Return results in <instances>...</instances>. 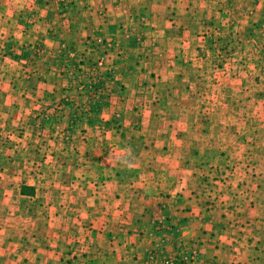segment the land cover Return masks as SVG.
Returning a JSON list of instances; mask_svg holds the SVG:
<instances>
[{"label":"crops","instance_id":"obj_1","mask_svg":"<svg viewBox=\"0 0 264 264\" xmlns=\"http://www.w3.org/2000/svg\"><path fill=\"white\" fill-rule=\"evenodd\" d=\"M68 2L0 0V264H264V0ZM93 35L117 98L42 126Z\"/></svg>","mask_w":264,"mask_h":264},{"label":"built area","instance_id":"obj_2","mask_svg":"<svg viewBox=\"0 0 264 264\" xmlns=\"http://www.w3.org/2000/svg\"><path fill=\"white\" fill-rule=\"evenodd\" d=\"M59 1L63 2L64 0ZM261 29L264 32V14L261 22ZM96 44H98L103 51L110 48L109 42H103L100 39L96 40ZM70 51L69 47L61 44L57 54L64 55V58L70 60ZM105 56L106 55H102L100 58L92 62L87 61L84 63L80 61L77 63L76 67L71 66L68 69L59 65L62 74H64L67 80L69 79L70 88L67 89V92L72 91L71 89L74 87V95L77 100H73L66 95V98L56 103L50 111H47V114H43V119L45 121H47L49 117H52L54 120L57 119V117L61 115V111L68 106L67 103H72L69 107L70 111L68 113V118L71 123L70 127L77 124H86V117L91 116L90 107L93 103L100 101L102 97L103 99L109 96L117 98V93L111 91L110 85L115 81V89H117V92L120 91V85L117 83L114 76L113 66L105 62ZM81 82L83 83L80 84ZM71 100L73 101L70 102ZM52 124H54V121L51 123L50 127ZM170 225L171 224L167 220H160L155 225V230L156 232L161 233L171 231ZM193 261V252L190 253V256L187 259L179 258L176 254L164 258V264H191Z\"/></svg>","mask_w":264,"mask_h":264},{"label":"trees","instance_id":"obj_3","mask_svg":"<svg viewBox=\"0 0 264 264\" xmlns=\"http://www.w3.org/2000/svg\"><path fill=\"white\" fill-rule=\"evenodd\" d=\"M56 5L57 7L60 9V13L61 14H64V13H67L68 12V7H69V2L66 3V0H64L63 2H60L59 0H56ZM262 19H263V15H262V18H261V21H260V24L262 22ZM11 57L13 58H18L19 56H16V55H11ZM65 56L64 55H61V54H57L56 55V61L58 63V65H62L63 67H65L66 69L70 68L71 66H73V64H71V61L68 60L67 58H64ZM75 67L77 66L74 65ZM73 66V67H74ZM69 80V79H68ZM83 82H81L80 84H82ZM116 85V84H115ZM120 90H121V87H120ZM74 100V99H73ZM73 100H71L70 102H72ZM69 105V107L72 105V103H67ZM103 106V97L101 98L100 101L98 102H95L92 104V106L90 107V117H86V124H91L93 121H95L97 118H98V113L100 111V109L102 108ZM40 123L42 126H45V127H50L51 123H53L54 119L52 117H49L47 119V121H45L43 119V116L39 119ZM73 127V126H72ZM171 227V230L173 229V226L170 225Z\"/></svg>","mask_w":264,"mask_h":264},{"label":"rangeland","instance_id":"obj_4","mask_svg":"<svg viewBox=\"0 0 264 264\" xmlns=\"http://www.w3.org/2000/svg\"><path fill=\"white\" fill-rule=\"evenodd\" d=\"M1 11H2V10H0V12H1ZM1 26H2V18H0V28H1ZM3 27L6 28V27L4 26V24H3ZM97 39H100V40H102L103 42H105L100 36L93 35V37L90 38L89 45H90L94 50H96V51H100L102 55H106L107 53H110V54H111V50H112V48H107L108 50L103 51V49H101V48L99 47V45L96 44V40H97ZM66 46H67V45H66ZM67 47H68V46H67ZM10 50H11L10 47H8V48H6V49H4V50H3V49H0V61H1L2 57L5 56V55H8V56L11 57L10 54H12L13 52H11ZM4 52H5V53H4ZM118 53H119V52H118ZM115 54H116V52H115ZM122 55H123L122 53H119V54H118V56H122ZM16 56H19V55H16ZM69 57H70V56H69Z\"/></svg>","mask_w":264,"mask_h":264}]
</instances>
